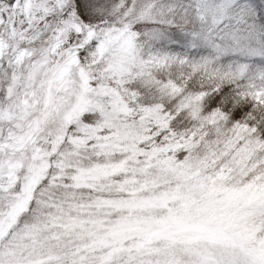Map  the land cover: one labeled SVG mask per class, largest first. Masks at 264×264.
<instances>
[{
    "label": "snow or ice",
    "instance_id": "obj_1",
    "mask_svg": "<svg viewBox=\"0 0 264 264\" xmlns=\"http://www.w3.org/2000/svg\"><path fill=\"white\" fill-rule=\"evenodd\" d=\"M0 264H264V0H0Z\"/></svg>",
    "mask_w": 264,
    "mask_h": 264
}]
</instances>
